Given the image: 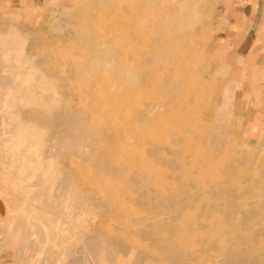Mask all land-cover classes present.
Wrapping results in <instances>:
<instances>
[{
    "label": "rangeland",
    "instance_id": "obj_1",
    "mask_svg": "<svg viewBox=\"0 0 264 264\" xmlns=\"http://www.w3.org/2000/svg\"><path fill=\"white\" fill-rule=\"evenodd\" d=\"M23 1L0 0V264H128L89 231L130 264L183 232L214 238L196 264H224L218 239L264 264V64L227 35L233 0Z\"/></svg>",
    "mask_w": 264,
    "mask_h": 264
},
{
    "label": "bare ground",
    "instance_id": "obj_2",
    "mask_svg": "<svg viewBox=\"0 0 264 264\" xmlns=\"http://www.w3.org/2000/svg\"><path fill=\"white\" fill-rule=\"evenodd\" d=\"M104 23H105V16H102L100 18L99 24L101 25ZM145 76H146V72L144 71V69H140L136 72L135 77L137 79H140V78H144ZM144 83L145 82H142V84H140V87H143ZM130 96L132 98L135 97V93L130 94ZM92 121H93L92 123L94 124L92 128L98 129L99 123H100L99 120H92ZM47 131L49 132L51 131V129H48ZM61 132H62V135H64L63 139L66 140L65 147L69 149L80 150L79 143L73 142L74 140L71 138L69 140V137L67 140V135H65L66 133L64 131H61ZM108 154L110 155L111 151H109ZM93 164L100 165L101 162L98 160H95L93 161ZM65 165L68 167V164L65 163ZM107 165H111V164L108 163ZM83 185L90 193V196L88 198H91L92 201H94L97 205L99 204L100 207L102 206L103 208H106L108 212H116L118 210L117 207L113 203H109L105 201L100 202V197L94 185H92L89 182H86V184H83ZM78 191H79L78 188L74 190V192H78ZM183 194H187V193H183ZM141 195L143 196L142 202H145L147 204H154L158 206L166 201L163 194L156 195L153 198L149 197L148 192H143L141 193ZM137 228H139L140 230H143L145 226L140 225V227H137ZM93 232L89 231V233L87 232L85 236L84 234L81 235L83 237L80 239V241L79 239L77 240L79 241L80 247H84V248L87 247L88 249L93 250V251H100V250H105L110 247H115L118 250H120L121 255L123 254L126 257L125 258V260L127 259V262L125 261L126 263L128 264L132 263L131 262V256H132L131 249L126 243H123L119 235L120 233H116V232L115 233H108V232L100 233V231H97L98 232L97 234L96 231H93ZM239 235L242 236L241 234ZM193 236H194L195 244H191V245L188 243L191 236H189L186 232H183L180 234H174L172 236V241L167 239L169 237L165 239H161L162 241H165L164 244L160 246L161 251H158V249H156L155 251L156 252L155 255L158 256L157 258L162 261L161 264H196L202 253L205 254L206 252H209L212 249V246L214 245V242H213L214 238L212 235L208 236V234H205L202 232L201 233L195 232L193 233ZM156 240L161 241L159 239H156ZM230 240L228 241L224 239H218L217 241H215L216 247L214 248L220 249V252L223 255L224 264H256L257 262H260V260L257 259L258 257L256 258L253 254H251L250 249L248 248L244 249L239 246H235L230 243ZM262 262H264V260ZM78 263H79V258L74 257L71 260H68L67 262L63 264H78Z\"/></svg>",
    "mask_w": 264,
    "mask_h": 264
},
{
    "label": "crops",
    "instance_id": "obj_3",
    "mask_svg": "<svg viewBox=\"0 0 264 264\" xmlns=\"http://www.w3.org/2000/svg\"><path fill=\"white\" fill-rule=\"evenodd\" d=\"M11 3L17 0H9ZM31 2V0H28ZM24 4L23 0H21ZM102 10L101 12L106 11ZM227 29L232 42L263 58L264 64V0H233L225 10ZM264 96V91H261Z\"/></svg>",
    "mask_w": 264,
    "mask_h": 264
}]
</instances>
